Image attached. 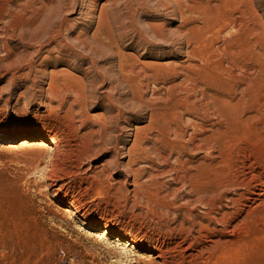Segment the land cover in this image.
Returning <instances> with one entry per match:
<instances>
[{
    "label": "rangeland",
    "instance_id": "1",
    "mask_svg": "<svg viewBox=\"0 0 264 264\" xmlns=\"http://www.w3.org/2000/svg\"><path fill=\"white\" fill-rule=\"evenodd\" d=\"M194 1L222 4L22 0L0 20V264L147 263L119 236L102 239L106 224L167 248L168 264H264V196L255 200L264 188V0H241L235 14L257 11L261 39L238 71L254 83L243 99L239 84L228 107L211 99V81L185 75L203 65L178 44L179 4ZM190 16L191 27L203 24ZM18 19L53 24L30 44L11 26ZM161 29L169 42L154 41ZM158 106L171 121L159 122ZM230 109L250 122L226 128ZM171 123L180 136L165 137ZM40 129L60 136L58 153L38 149L41 139L18 145ZM54 189L80 213L53 201Z\"/></svg>",
    "mask_w": 264,
    "mask_h": 264
},
{
    "label": "bare ground",
    "instance_id": "2",
    "mask_svg": "<svg viewBox=\"0 0 264 264\" xmlns=\"http://www.w3.org/2000/svg\"><path fill=\"white\" fill-rule=\"evenodd\" d=\"M22 0H9L5 3L3 7V12L0 14V20L4 18V15L14 13L18 10V6L21 5ZM204 1V0H201ZM253 6L258 0H248ZM204 4L203 2L194 1L192 5H180L177 10L179 17L184 21L182 27L185 28L182 38L178 39V44L187 42L188 50L186 56L190 60H201L203 65L191 66V70L185 75L191 80L195 79L202 80L201 83H207L203 79H207L212 82V89L214 93L210 96L213 101L224 102L225 106L228 107L232 102L231 99L235 92H237V86L239 84L244 85V90H242V99L245 97V92H248L254 80L247 78V76L242 77L238 74V71L249 63L251 59L259 55L257 50L260 47V35L258 33V26L260 25V16L257 11L253 13L251 10L246 11L241 10V16L236 17L235 14L239 10V6L242 4L241 0H222V4L218 8H213L210 5ZM198 13L203 16V24L200 26H193V21L190 14ZM250 19L254 26L247 24V20ZM12 21L11 26L14 28H21L23 30L24 40L28 43L33 44L38 40V35L42 32L44 35H48L50 27L53 24L52 20H44L45 24L39 26L36 20L31 22H26L25 20H10ZM214 28H217L215 32L210 33ZM230 29L228 34L222 35ZM41 30V31H40ZM156 32V33H155ZM152 34L154 41L156 42H169V36L166 29H161L155 31ZM204 35H207L205 37ZM221 44V45H220ZM258 62V66H259ZM195 71V72H194ZM258 71V70H257ZM227 81L225 83L224 81ZM208 84V83H207ZM82 96V92H81ZM232 96V97H231ZM172 101L176 103V99L172 98ZM234 103L231 105L233 108ZM236 106V104H235ZM229 108H226L228 111ZM154 114H159V122L165 118L171 121L172 112L168 108L158 106L154 110ZM227 118L225 127L231 128L234 126L233 121L240 122H250V117L245 118V113L237 110L230 109L229 114L226 112ZM250 125V123H248ZM174 131V132H173ZM172 133L176 136H180V129L177 124H170L167 128L166 138ZM21 134L26 135L25 138L19 141L18 145H29L33 140L41 141L37 142V148L45 147L47 152L52 154L58 153L60 150V136L54 132H46L45 130H34V131H24ZM212 139V136L209 137ZM173 145V143H169ZM207 145H210L208 143ZM255 200H261L264 196V188L259 189V192L255 193ZM51 197L53 201L60 202L63 206L74 207V211L70 212L67 208L66 211L69 212L70 216L77 215L80 213L78 207H76L75 200H71L65 196V194L59 190L54 189L51 192ZM207 200V199H203ZM210 214V213H208ZM215 218V217H212ZM81 224H89V218L87 216H81ZM93 223H90L89 227L93 229ZM110 235L119 236L117 238L118 244L123 247H132L136 249L135 253L141 256L147 263L146 264H168V261L164 258L167 248L156 246L150 242L141 241L135 236H130L123 234L119 229L109 224H106L104 228L100 231V237L107 240ZM124 238V239H123ZM131 251V250H130ZM185 252H189V248H184ZM156 254V256H152ZM8 254L3 252L2 256L5 258ZM189 256H193V253H189ZM124 256V257H122ZM121 258L128 257L129 253L122 255ZM22 258V257H21ZM141 262V258H139ZM173 263V260L171 264Z\"/></svg>",
    "mask_w": 264,
    "mask_h": 264
}]
</instances>
